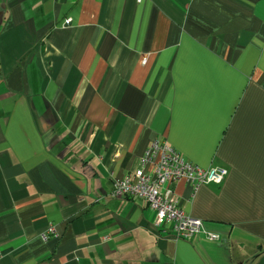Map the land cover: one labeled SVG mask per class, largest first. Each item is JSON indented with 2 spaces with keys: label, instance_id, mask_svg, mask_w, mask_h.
<instances>
[{
  "label": "crops",
  "instance_id": "crops-1",
  "mask_svg": "<svg viewBox=\"0 0 264 264\" xmlns=\"http://www.w3.org/2000/svg\"><path fill=\"white\" fill-rule=\"evenodd\" d=\"M160 139L189 240L110 196ZM0 264H264V0H0Z\"/></svg>",
  "mask_w": 264,
  "mask_h": 264
},
{
  "label": "built area",
  "instance_id": "built-area-1",
  "mask_svg": "<svg viewBox=\"0 0 264 264\" xmlns=\"http://www.w3.org/2000/svg\"><path fill=\"white\" fill-rule=\"evenodd\" d=\"M69 23V21H67ZM227 175L222 168H200L187 161L163 140L153 142L139 163V168L114 181L112 198H140L154 213L153 227L175 240H189L202 232V221L184 213L175 200L173 183L184 180L193 192L209 184H221ZM54 235L49 227L42 236ZM210 241L218 237L205 234Z\"/></svg>",
  "mask_w": 264,
  "mask_h": 264
}]
</instances>
